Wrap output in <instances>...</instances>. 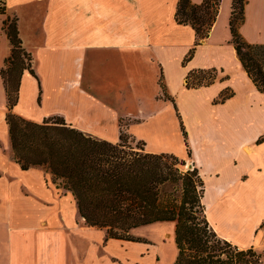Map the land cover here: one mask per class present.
<instances>
[{"label":"crops","instance_id":"obj_1","mask_svg":"<svg viewBox=\"0 0 264 264\" xmlns=\"http://www.w3.org/2000/svg\"><path fill=\"white\" fill-rule=\"evenodd\" d=\"M177 2L3 0L0 264H153L158 258L154 244H147V258L138 251H112L108 240H128L106 239L104 230L88 226L72 194L53 182L51 173L22 169L11 152L9 112L35 122L61 116L110 142L118 141L125 128L145 150L178 158L185 156V142L179 151L166 149L163 144L173 132L164 124L176 128L180 121L190 150L186 158L203 181L209 225L239 248L264 254V205L252 200L253 192H264V92L250 81L231 43L232 0L220 1L209 35L186 61L195 31L176 22ZM13 18L33 73L22 71L18 100L9 109L1 69L11 54L6 27ZM238 32L249 43H264V0H245ZM208 69L220 76L208 85L186 86L190 72ZM226 88L232 95L215 102ZM157 120L158 145L136 133L142 123ZM251 129L248 139L240 137Z\"/></svg>","mask_w":264,"mask_h":264},{"label":"trees","instance_id":"obj_2","mask_svg":"<svg viewBox=\"0 0 264 264\" xmlns=\"http://www.w3.org/2000/svg\"><path fill=\"white\" fill-rule=\"evenodd\" d=\"M220 1L194 4L178 0L176 22L190 24L195 31L194 45L184 61L209 35ZM244 5L245 0H232L231 43L250 81L264 92V43H249L238 32ZM6 34L11 54L1 76L11 109L18 100L22 71L33 70L30 57L21 48L15 18L7 23ZM199 71L187 75V87L210 83L189 82L199 77ZM229 96L221 93L214 101ZM6 122L13 159L22 169L41 167L51 173L53 182L72 194L85 223L104 230L106 239L135 241L129 234L131 228L173 220L177 256L172 264H264L261 252L239 248L209 225L202 203L203 181L196 167L183 170L184 163L174 155L147 151L122 130L119 140L110 142L72 127L61 116L35 122L9 112Z\"/></svg>","mask_w":264,"mask_h":264},{"label":"rangeland","instance_id":"obj_3","mask_svg":"<svg viewBox=\"0 0 264 264\" xmlns=\"http://www.w3.org/2000/svg\"><path fill=\"white\" fill-rule=\"evenodd\" d=\"M4 9V5H3V0H0V11H2ZM186 40V39H184ZM196 75H198V78H191L189 79L190 83H195V82H202L204 84L206 83H212L217 77L220 76L219 71L218 70H214V69H208V70H202L196 73ZM187 82V81H185ZM209 83V84H210ZM202 86V85H201ZM199 87V86H198ZM222 93H225L227 95H232V91L229 88H226L225 90H223ZM217 99V98H216ZM215 99V100H216ZM182 115V114H181ZM183 120V119H182ZM167 128V130L172 131L173 133L171 135H169L166 138V142L163 144L165 146V148H169L171 150H175L177 149L178 151L180 150V144H182V140L183 144L184 142H187L186 139V132L184 130V128L182 127L183 125L180 123V121L177 123V127L175 128L174 124L171 123H167L164 124ZM168 125V126H167ZM262 132L261 134H263L262 136L264 137V129L261 128ZM125 132V134H127L128 139L132 142V143H142L141 140L136 139L134 137H132V135H130L127 130L125 128H120V131ZM160 122L159 120L157 121H153V122H145L142 123L140 125V127H137V135H142V136H146L148 138L152 139V142L158 144H161L160 142ZM150 131H153V133L156 135H152L150 134ZM230 131L227 129V132ZM232 136H237L236 131L234 132V130L230 131ZM133 134L136 135V133L132 132ZM185 133V134H184ZM253 130H247V132L244 134V136H240L241 138L246 137L248 139V137L252 136ZM144 139L143 137H139ZM167 143V145H166ZM177 147V148H176ZM184 150H185V156L184 157H177L175 156L179 162H183L184 164L181 166L183 170L186 169H191V165L190 164V160H188L186 158V155L190 154V150L189 147L185 144L184 145ZM255 194H252V200L256 202H260V204L264 205V192L262 193H257V192H253ZM264 225V223H263ZM175 221L173 220H168V221H157V222H152V223H148V224H143V225H139L136 227H133L129 230V234L136 239L135 241L133 240H128L130 242H122V241H110L108 240L107 247L109 249H111L112 251H121L125 250L129 253H131L132 255H135L136 252L138 251V253H143L144 256L142 258H147L145 255L146 249H147V244H154L157 248V255L158 258L156 259V257H154V263L153 264H172L177 256V247H176V243H175ZM104 241H106L104 239ZM106 244V243H104ZM105 248V247H104ZM107 250V249H104ZM106 252V251H104ZM118 257V256H117ZM118 259H120L118 257ZM117 259V260H118ZM263 259H264V254H263ZM148 262V261H147Z\"/></svg>","mask_w":264,"mask_h":264},{"label":"water","instance_id":"obj_4","mask_svg":"<svg viewBox=\"0 0 264 264\" xmlns=\"http://www.w3.org/2000/svg\"><path fill=\"white\" fill-rule=\"evenodd\" d=\"M190 165V164H189Z\"/></svg>","mask_w":264,"mask_h":264}]
</instances>
